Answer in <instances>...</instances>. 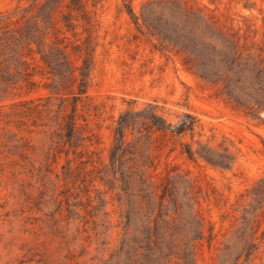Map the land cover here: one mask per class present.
<instances>
[{
	"label": "trees",
	"instance_id": "1",
	"mask_svg": "<svg viewBox=\"0 0 264 264\" xmlns=\"http://www.w3.org/2000/svg\"><path fill=\"white\" fill-rule=\"evenodd\" d=\"M130 1L123 0L126 13L137 30L156 39L155 47L178 55L187 71L232 107L264 120V50L253 40L255 30L247 17L243 26L233 27L206 5L188 0H146L138 15ZM27 2L10 14H0V101L8 95L26 96L40 86L46 89L47 95L25 97L11 107L34 126L55 123L56 144L74 152L81 147V156L84 141L91 138L84 135L83 125H77L78 106L92 84L98 0H91V9L88 0ZM242 6L250 9L254 4L245 0ZM200 127L199 118L189 111L171 121L155 100L141 105L126 100L112 126L104 171L117 189L119 207L121 235L111 256L114 264H199L203 241L214 238L213 226L206 227L200 209L205 193L176 164L158 172L156 151L158 138L167 137L172 149L179 144L178 152L186 160L232 169L239 152L233 140L221 135L213 143L214 133L204 140L194 138L204 135ZM246 196L249 200L234 237L222 243L216 264H246L259 247L256 232L264 219V175Z\"/></svg>",
	"mask_w": 264,
	"mask_h": 264
},
{
	"label": "rangeland",
	"instance_id": "2",
	"mask_svg": "<svg viewBox=\"0 0 264 264\" xmlns=\"http://www.w3.org/2000/svg\"><path fill=\"white\" fill-rule=\"evenodd\" d=\"M145 1H130L136 14ZM188 1L206 5L233 27L243 26L247 17L255 30L253 40L264 50V0H247L254 4L250 9L242 6L245 0ZM27 3L0 0V14ZM95 9L92 84L78 106L77 125H83L84 135L91 138L84 141L83 155L78 153L81 147L74 152L56 144L52 121L34 126L31 119L15 114L11 103L45 96L48 91L43 87L0 101V264H114L111 256L121 235L119 207L117 189L104 171L112 126L128 99L137 105L157 101L171 121L189 111L199 118L204 134L194 138L204 140L214 133L215 143L225 135L239 149L234 167L220 170L186 160L178 143L172 149L167 137L158 138L156 170L164 172L176 164L205 193L200 209L206 227L213 226L214 238L203 241L198 263L216 264L222 243L234 237L249 200L246 191L264 175V120L232 107L187 71L178 55L155 47L156 39L137 30L123 0H98ZM50 106L55 108L54 99ZM263 233L264 219L256 232L259 247L246 264H264Z\"/></svg>",
	"mask_w": 264,
	"mask_h": 264
}]
</instances>
